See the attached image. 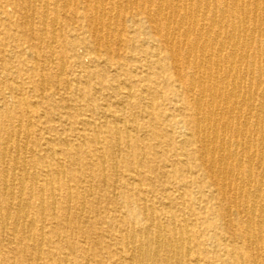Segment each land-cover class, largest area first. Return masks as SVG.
<instances>
[{
    "label": "bare ground",
    "instance_id": "1",
    "mask_svg": "<svg viewBox=\"0 0 264 264\" xmlns=\"http://www.w3.org/2000/svg\"><path fill=\"white\" fill-rule=\"evenodd\" d=\"M20 1L25 4L24 10L29 12H34L38 6L44 11L48 6L45 0ZM53 1H61L64 9L71 6L69 0ZM106 2L96 0L93 6L92 35L97 44L88 48L93 54L87 51L94 55L91 60L93 64L97 63L95 53L100 51V44L105 38L98 26L111 30L112 15L108 13L110 16L105 19L104 14L119 4L113 2L109 5ZM124 2L142 15L145 23L141 30L146 31L147 35L153 34L160 43L151 50L154 57L158 58L163 53L174 63L172 81L183 82L184 85V93L179 86L177 93L181 99L189 95L194 110V115L185 124L190 129L188 144L198 148L211 181L218 187L222 198H230L235 215L244 217L239 221L242 241L250 251L256 250L258 240L264 239V0H157L155 5L154 0H140V4L139 0ZM77 5L76 8L79 7ZM23 15L24 25L31 27L30 15ZM41 17L45 20L46 12ZM176 38H179L178 44L174 43ZM76 47L72 44L70 49L75 50ZM150 53L140 49L139 53L131 55V68H123V65L116 63L118 71L113 84L117 101L136 100L144 109L152 107L151 103H145L142 88L133 95L134 85L148 77L149 68L146 70L145 67H149L147 59ZM179 61L186 67V73L180 71L177 65ZM157 64L164 69L158 61ZM40 81L41 89L47 79ZM72 90L83 98L90 96L88 90L82 91L78 86H73ZM7 91L9 96L0 98V185L3 189L0 197L5 202L0 207V243L8 241L17 244L27 264H38L42 258L45 264H76L79 256L75 248L63 252L61 235L52 231L53 237L50 238L45 234V213L55 209L56 192L65 179V171L58 166L53 172L45 166L46 163L43 165L42 159L46 155L37 154L39 144L36 142L30 147L26 138L19 137V133L29 132L30 126L25 127L11 117L9 99H17L15 106L24 116H30L28 109L34 102L21 98V88L11 87ZM116 113V110L95 111L94 115H101L104 119L102 126L91 120L77 119L76 131L82 134L88 130L92 133L90 139L77 144L60 137L57 139L59 148L65 152L86 150V158L96 167V171H85L84 164H80L86 158H74L79 166L75 170L76 176L83 178L79 184L87 179L104 183L108 177L100 174V171L108 165L111 166L110 178L115 177L116 163L122 149L127 151L131 148L127 125L121 122L120 116H114ZM108 117L114 118V125L109 124ZM101 133L110 134V141L105 143V139L99 136ZM229 134L231 139L228 140ZM43 141L47 150L50 142L48 139ZM25 154L30 157L27 159ZM29 165L32 173H29ZM26 183L29 184L27 189ZM92 187L89 185L82 189L89 193ZM128 187L129 184L123 185L124 189ZM138 193L135 198L138 204L132 208L127 206L121 212L119 229L122 233L118 246L111 247L115 253L110 257L109 264H200L201 259L206 264H212L207 255L202 254L204 257L200 258L199 253L207 251L198 237L194 238L195 247L199 250L202 247V250L195 254L189 224L185 219L177 220V206L168 203L162 210L156 211L146 195L140 190ZM170 197L171 193L166 188L156 202L162 203ZM31 200H35L36 205L32 206ZM61 203L64 205L62 218L70 223L72 193H65ZM76 205L73 208L81 213L84 203L78 200ZM119 210L116 207L115 211ZM34 214L37 215L36 219L32 217ZM138 216L141 217L140 223L135 221ZM165 216L168 217L167 225H163L162 221ZM224 217L228 224L233 222L228 211Z\"/></svg>",
    "mask_w": 264,
    "mask_h": 264
},
{
    "label": "rangeland",
    "instance_id": "2",
    "mask_svg": "<svg viewBox=\"0 0 264 264\" xmlns=\"http://www.w3.org/2000/svg\"><path fill=\"white\" fill-rule=\"evenodd\" d=\"M45 1L48 6L44 11L38 6L34 12H29L24 10L25 4L20 0H0V8H3L0 11V69H4L0 70V98L9 96L8 88L18 87L22 89L21 98L34 102L28 109L30 116H24L15 106L14 101L17 99H9L11 117L25 127L30 126L29 132H21L19 137L26 138L30 147L36 142L39 144L37 154L46 155L42 159L43 165L46 163L45 166L53 172L58 166H62L65 171V179L56 192L55 209L45 213L47 237H53L52 231L58 232L62 238L63 252L69 248L76 249L79 256L76 264H109L110 257L115 253L111 247L118 246L122 233L119 229L121 212L127 206L132 208L138 204L135 198L140 190L153 203L156 211L162 210L168 203L178 207L177 220L185 219L188 222L195 254L202 250V247L200 250L195 247V237L207 251H201L200 258L205 254L211 258L212 264H264V239L258 240V247L254 251L245 246L239 222L244 217L235 215L230 198H222L218 187L211 181L198 148L188 144L190 129L185 124L194 115L191 97L186 95L181 99L177 93L178 86L184 93V85L183 82L172 81L174 63L167 55L160 53L158 58L154 57L151 50L160 43L153 34L147 35L146 31L141 30L145 23L142 15L124 0H106L109 5L113 2L119 4L114 7L116 11L113 8L104 14L105 19L109 18L108 13L112 15L111 30L98 26L105 38L100 44V51L95 53L97 63L93 64L91 60L94 55L88 53L91 52L88 48L97 44L92 35L96 0H69L71 6L66 9L61 1ZM156 3L157 0H154L153 5ZM76 4H79L78 8ZM43 12H46L45 20L41 17ZM23 13H32V26L29 28L24 25ZM52 28L54 31H51ZM178 42L179 38H176L174 43ZM72 44L77 46L75 50L70 49ZM140 49L151 52L147 59L149 67H145L146 70L149 68L148 77L134 85L133 95L142 88L145 103L152 105L148 109L142 108L136 100L119 102L114 98L116 92L113 81L118 71L116 63L129 68L132 65L131 55H136ZM157 61L164 69L159 67ZM177 65L182 73H186L187 69L181 61ZM42 78L47 81L40 89ZM73 86H78L82 91L88 90L90 96L83 98L81 94L77 95L72 90ZM105 110H116L114 116H120L121 122L127 125L131 148L127 151L122 149L116 163L115 177L110 178L111 166L108 165L100 171V174L108 177L104 183L87 179L79 184L83 178L76 176L75 170L79 166L74 158H86V150L65 152L59 148L57 139H66L71 144L90 139L92 133L88 130L82 134L76 131L77 119L91 120L102 126L104 119L101 115H94V112ZM107 120L111 126L114 125V118L108 117ZM99 136L105 139V143L111 138L108 133ZM43 139L49 140V150L43 146ZM227 139H231L230 134ZM26 157L28 159L30 156L27 154ZM240 158L245 160L244 157ZM80 165L85 171H96L87 158ZM29 169V173H32L30 165ZM124 184H129V187L124 189ZM28 185L25 184L26 189ZM89 185L93 187L89 193H85L82 187ZM166 188L171 193L170 199L156 202ZM67 192L72 193L73 201L69 210L70 223L62 218L64 205L61 198ZM78 200L84 203L81 213L73 208ZM3 201L0 197V207L5 205ZM35 202L31 200L30 203L33 206ZM116 207L120 208L119 212L115 211ZM226 211L233 221L231 224L225 220ZM32 217L36 219L37 215ZM135 221L140 223L141 217L138 216ZM162 221L163 225H167L168 217H163ZM7 242L0 243V264H27L18 245ZM37 263L45 264L43 258ZM200 264L206 263L201 259Z\"/></svg>",
    "mask_w": 264,
    "mask_h": 264
}]
</instances>
